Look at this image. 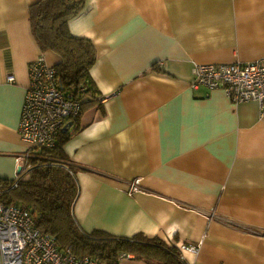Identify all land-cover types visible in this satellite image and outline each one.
Segmentation results:
<instances>
[{
    "label": "crops",
    "instance_id": "crops-1",
    "mask_svg": "<svg viewBox=\"0 0 264 264\" xmlns=\"http://www.w3.org/2000/svg\"><path fill=\"white\" fill-rule=\"evenodd\" d=\"M37 1L0 0V180L39 154L19 132L29 64L61 61L33 32ZM68 29L96 47L102 98L63 129L83 228L197 245L190 264H264V115L194 78L264 59V0H86Z\"/></svg>",
    "mask_w": 264,
    "mask_h": 264
},
{
    "label": "trees",
    "instance_id": "trees-1",
    "mask_svg": "<svg viewBox=\"0 0 264 264\" xmlns=\"http://www.w3.org/2000/svg\"><path fill=\"white\" fill-rule=\"evenodd\" d=\"M86 0H39L30 6L33 32L44 50H55L61 57L57 65L60 88L67 97L78 95L83 111L75 121L79 126L88 104L102 99L90 77L97 57L96 47L87 38L77 37L68 29L71 18L79 15ZM82 88H85L83 93ZM87 96V97H86ZM71 138L62 132L53 149L39 152L29 160L13 180H0V201L21 205L31 211L37 225L55 236L58 245L75 256H91L105 264H121L122 253L134 255L129 260L147 264H185L175 243L158 237L136 234L113 235L102 230L85 231L75 214L80 195L78 168L65 154L64 145Z\"/></svg>",
    "mask_w": 264,
    "mask_h": 264
},
{
    "label": "built area",
    "instance_id": "built-area-1",
    "mask_svg": "<svg viewBox=\"0 0 264 264\" xmlns=\"http://www.w3.org/2000/svg\"><path fill=\"white\" fill-rule=\"evenodd\" d=\"M30 84L27 89L20 136L35 152L53 149L69 121L75 122L83 111V101L76 95L67 97L60 88L57 67L50 65L45 55L29 64ZM195 85L211 89L223 88L235 102L256 101L264 115V59L249 63L198 64L194 70ZM9 79L13 81V77ZM84 93L85 88H82ZM40 154L20 157L21 169L30 166L29 160ZM139 180L132 191H139ZM1 192V191H0ZM1 194V193H0ZM181 256L187 251L197 252L198 246L181 244ZM122 260L134 255L122 253ZM0 264H105L91 256L78 257L62 249L52 234L37 225L30 210L0 201ZM185 264H190L185 262Z\"/></svg>",
    "mask_w": 264,
    "mask_h": 264
},
{
    "label": "rangeland",
    "instance_id": "rangeland-1",
    "mask_svg": "<svg viewBox=\"0 0 264 264\" xmlns=\"http://www.w3.org/2000/svg\"><path fill=\"white\" fill-rule=\"evenodd\" d=\"M47 57V56H46ZM47 60H48V62H49V64L50 65H53L50 61H49V59H48V57H47ZM80 190H81V188H80ZM76 217H77V215H76ZM78 219V218H77ZM79 221V220H78ZM80 223V222H79ZM81 225V227L83 228V226H82V224H80ZM84 229V228H83ZM85 231H87L86 229H84ZM95 230H102V231H105V232H108V231H106V230H103V229H92V230H90V231H87V232H93V231H95ZM108 233H110V234H112L111 232H108ZM114 235V234H113ZM121 264H145V263H141V262H138V261H136V260H132L131 262H129V260H125V261H123Z\"/></svg>",
    "mask_w": 264,
    "mask_h": 264
},
{
    "label": "water",
    "instance_id": "water-1",
    "mask_svg": "<svg viewBox=\"0 0 264 264\" xmlns=\"http://www.w3.org/2000/svg\"><path fill=\"white\" fill-rule=\"evenodd\" d=\"M73 125V123L71 122V123H69V125H67V126H69V127H66L64 130H67L68 128H70L71 126ZM22 169H21V167H20V169H19V172L21 171Z\"/></svg>",
    "mask_w": 264,
    "mask_h": 264
}]
</instances>
